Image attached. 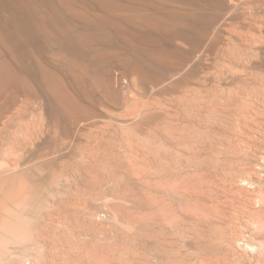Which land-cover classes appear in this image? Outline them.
<instances>
[{"label":"rangeland","instance_id":"obj_1","mask_svg":"<svg viewBox=\"0 0 264 264\" xmlns=\"http://www.w3.org/2000/svg\"><path fill=\"white\" fill-rule=\"evenodd\" d=\"M0 264H264V0H0Z\"/></svg>","mask_w":264,"mask_h":264},{"label":"bare ground","instance_id":"obj_2","mask_svg":"<svg viewBox=\"0 0 264 264\" xmlns=\"http://www.w3.org/2000/svg\"><path fill=\"white\" fill-rule=\"evenodd\" d=\"M115 2V1H114ZM107 5H109L108 3H107ZM108 7H110V6H108ZM107 11V10H106ZM151 19V18H150ZM134 27V26H133ZM83 78V77H82ZM249 248V247H248Z\"/></svg>","mask_w":264,"mask_h":264}]
</instances>
